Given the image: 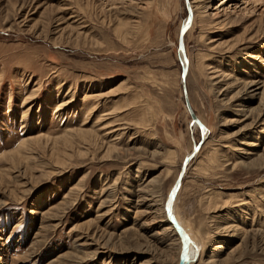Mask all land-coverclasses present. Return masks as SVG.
<instances>
[{"label": "rangeland", "instance_id": "1", "mask_svg": "<svg viewBox=\"0 0 264 264\" xmlns=\"http://www.w3.org/2000/svg\"><path fill=\"white\" fill-rule=\"evenodd\" d=\"M190 1L208 132L173 213L189 264H264V0ZM186 16L184 0H0V264H177L164 205L202 135Z\"/></svg>", "mask_w": 264, "mask_h": 264}, {"label": "water", "instance_id": "2", "mask_svg": "<svg viewBox=\"0 0 264 264\" xmlns=\"http://www.w3.org/2000/svg\"><path fill=\"white\" fill-rule=\"evenodd\" d=\"M184 2H185L187 16L179 28L178 37H177V52L179 53V60L181 63V73H180L181 86H182L185 107L187 108L189 112V116L191 117V122H195L198 125L199 129L203 131L205 129V125L201 122V120L195 115V113L191 109V106L188 101V96H187V88L185 85V76L187 74L188 60L185 55L183 36L191 24L192 12L190 8L189 0H184ZM202 141H203V137L201 135L200 141L193 144L191 152L188 153L183 159L181 166H180L179 173L167 195L165 205H164V210H165L167 221L176 231V233L178 234L181 240V249H180L177 264H189L191 261L193 263L196 260L197 255H198L199 247L197 246L196 243H194L192 239H190L187 232L183 229L181 224H179V222L176 220L175 215L173 213L172 205H173L176 192L180 187L181 179L183 178L185 174L186 166L189 163V161L196 155Z\"/></svg>", "mask_w": 264, "mask_h": 264}, {"label": "bare ground", "instance_id": "3", "mask_svg": "<svg viewBox=\"0 0 264 264\" xmlns=\"http://www.w3.org/2000/svg\"><path fill=\"white\" fill-rule=\"evenodd\" d=\"M189 4H190V8H191V12H192V18H193V8H192V4H191V1L189 0ZM183 44H184V49H185V33H184V36H183ZM185 55H186V57H187V60H188V66H187V72H188V67L190 66V62H189V59H188V56H187V52H186V49H185ZM187 77H188V75L186 74V76H185V85H186V80H187ZM251 87H255V85H251ZM250 87V88H251ZM186 88H187V85H186ZM257 88H253V91L254 90H256ZM187 96H188V101H189V104H190V106H191V109L193 110V107H192V105H191V103H190V100H189V93H188V90H187ZM193 112L195 113V111L193 110ZM195 115H196V113H195ZM197 116V115H196ZM198 117V116H197ZM199 118V117H198ZM192 124V127H198V125L195 123V122H192L191 123ZM207 128L205 127V129L203 130V131H201V133H202V137H203V139L206 137V135H207ZM187 166H188V164H187ZM187 166H186V169H187ZM186 169H185V171H186ZM185 175V174H184ZM184 177V176H183ZM182 183H183V178L181 179V182H180V188H181V186H182ZM180 188L177 190V192H176V195H175V198H174V201H173V205H172V209H174V203H175V200H176V198H177V195H178V193H179V190H180ZM169 223V222H168ZM171 225H170V223H169V227L167 228V230H170L171 229ZM173 228V227H172Z\"/></svg>", "mask_w": 264, "mask_h": 264}]
</instances>
